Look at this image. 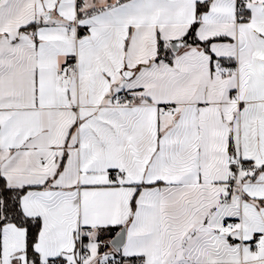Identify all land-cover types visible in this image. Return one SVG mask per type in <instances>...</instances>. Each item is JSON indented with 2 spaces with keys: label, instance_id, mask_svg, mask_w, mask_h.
<instances>
[{
  "label": "snow or ice",
  "instance_id": "1",
  "mask_svg": "<svg viewBox=\"0 0 264 264\" xmlns=\"http://www.w3.org/2000/svg\"><path fill=\"white\" fill-rule=\"evenodd\" d=\"M0 264H264V0H0Z\"/></svg>",
  "mask_w": 264,
  "mask_h": 264
}]
</instances>
